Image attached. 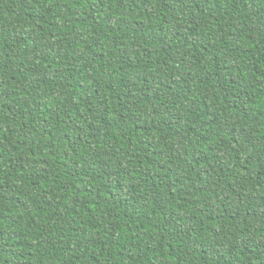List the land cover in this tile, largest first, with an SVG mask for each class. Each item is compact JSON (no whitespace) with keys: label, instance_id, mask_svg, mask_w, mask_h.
I'll return each mask as SVG.
<instances>
[{"label":"trees","instance_id":"1","mask_svg":"<svg viewBox=\"0 0 264 264\" xmlns=\"http://www.w3.org/2000/svg\"><path fill=\"white\" fill-rule=\"evenodd\" d=\"M0 264H264V0H0Z\"/></svg>","mask_w":264,"mask_h":264}]
</instances>
